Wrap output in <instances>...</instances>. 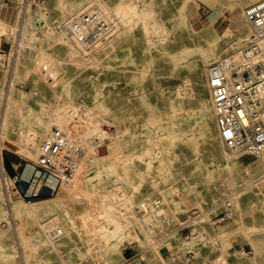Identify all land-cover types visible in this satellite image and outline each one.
<instances>
[{"label":"bare ground","instance_id":"6f19581e","mask_svg":"<svg viewBox=\"0 0 264 264\" xmlns=\"http://www.w3.org/2000/svg\"><path fill=\"white\" fill-rule=\"evenodd\" d=\"M105 1L104 8L100 6L88 7L86 4L79 6L61 23L59 32H46L41 37L42 42L47 44L46 48H37L29 44L30 46L17 49V43H15L14 58L12 64H9L7 68L3 64L6 54L8 57L9 53H0V72L3 67L5 72L0 78V153L4 145L2 142L8 137V132L12 128V118L14 114L18 113L27 118L35 117L38 121L46 118L45 132L47 133L43 135V138L54 127H57L62 129L69 139L82 145L85 154L88 149L93 148L97 151L100 148V157H107L103 166L92 176H88L85 170H81L84 159L81 160L71 180L67 184H62L57 196L53 198L55 204L51 203L52 200H40L34 203L31 208L27 206L29 209L22 210L18 209L14 203L9 204L8 207L2 205L0 218H6L12 211L13 217L16 219V231L13 232V240L8 243V245L13 244L12 246L0 245V264H56L58 260H63L65 263L69 248H76L80 254L78 261L74 264H139L140 259H147V264H190L188 262L190 258H187L188 256L185 258L183 246L177 245L175 240L179 235L177 231L181 227L188 223H191L190 225L198 223L197 217L179 226H177V219H174V224L170 225L156 226L153 224L154 217L168 216L171 210L167 206L156 207L152 201L166 183L177 189L176 178L180 175L186 176L193 182L205 183L211 190L208 198L213 203L227 196L223 201L221 200L222 208L224 201L230 200L232 203L233 213L227 221L222 222L228 223V226H215V220L211 222V218H208L209 221L202 222L200 234L195 233L192 236L193 240L205 236L217 239L230 238L236 231H247L250 228L249 217L257 219L261 213L264 214V193L262 192L264 159L262 158V163L256 169L245 165L240 154L225 143L215 114L213 126H208L200 134L194 133L184 139L185 142L193 145L195 151L208 152L214 167L200 169L198 163L187 159L186 163L176 168L166 164L165 156L169 153L177 156L172 146L182 143V141L180 142L176 137H168L166 134L149 138L150 149L145 153L137 154L135 158L109 157V145L97 148L98 133L92 124V119L101 110H104L103 107H107L102 103L91 104L88 101L78 103L81 111L87 114L86 119L80 115V121L84 120L88 127L82 143L73 138L72 109H69L71 102L66 94V84L73 79L75 74L97 68L117 51L119 40L115 38L122 30L124 33L121 39L129 40V29L126 30V27H131V25L138 27L142 37L151 46L159 44L165 46L170 41L177 40L175 37L176 28L178 24H182L188 33L190 43H186L181 49L182 53L174 55L171 61L174 67L178 65L179 60L188 61L189 71L176 86L174 93L177 100H170L167 111L157 108L150 111L138 110L140 114L149 112L145 116L157 124L166 120L168 115L191 108L188 104L194 99H197L199 103L209 101L211 98L207 78L209 64L212 61L225 58L233 60L243 58L244 49L251 42L253 33V25L247 18L245 9L260 0H200L210 7V11L206 21L201 22L199 28L194 24L195 20L199 21V18L194 15L193 9L189 10L187 7L190 0H184L185 7L181 12L180 21L174 25L163 21L160 16L163 10L160 2L164 0H124L126 2L124 6L133 15L128 25H122L117 20L115 21L117 9L120 6L115 8L111 2ZM35 2L41 4L43 1L40 3L35 0ZM231 6L243 10L242 23L236 28H232V24L239 14L233 10L230 11ZM24 7L28 9L24 21V31L26 32L31 25L33 13H37L40 9H34L32 0L28 2L25 0ZM52 7L65 9V11L70 8L67 3H64V0H45L42 11L47 10L46 12H48ZM90 9L102 12L116 25L108 41L95 49H88L77 38L67 33L62 26L71 16ZM220 19L227 21L223 28L217 27V22ZM19 24L18 20L13 24L0 20V32L6 34L8 38L12 37L14 43L16 34H10V32L14 31ZM203 32L208 33V38L205 39L206 46L201 45L197 39L202 36ZM194 47L201 50L196 56L188 58L187 55L193 53ZM262 58L264 59V52ZM151 59L153 60V55ZM30 62L39 65L41 71H48L51 65L61 69L62 73L66 69L71 70V76L62 75L60 78L62 87L54 98L44 104L40 110H36L29 103L30 93L19 89L16 84L18 78L26 73ZM73 70H75V74H73ZM125 72H130V69L126 68ZM142 72L143 69H134V74H142ZM195 75L202 76L207 96H200L195 91L197 88L194 83L196 80L193 78L196 77ZM149 77L155 82L156 89H158V79L154 67L146 74V78ZM143 105L146 106L144 103ZM136 110L137 104L129 98L120 104L115 110L116 114L112 121L114 135L117 127L127 129L126 125L136 114ZM78 113L80 112L78 111ZM46 114L49 116L47 115V117ZM21 140L18 152L27 157L38 158L40 142L43 140H40L39 134L29 128L21 133ZM2 168L5 167L2 165ZM192 171L197 173L193 174ZM45 181L46 185L55 186L56 184V179L53 177H49L47 180L42 177L41 182ZM146 183L150 190L143 194L141 188ZM1 188L0 195L2 194ZM194 195L199 200L205 199V196L200 193ZM201 206L203 205L201 204ZM219 207L214 205L208 208L204 217H210L212 213L217 214ZM140 218L142 221L139 220ZM259 224H264V218L263 221H258L257 225ZM145 226H148V230ZM231 241L233 246V240ZM128 243H137L140 247L134 258H126L124 255V249ZM163 247L169 249L170 256L168 258L161 252ZM228 247V245L223 248L219 247V253L213 264H217L218 261L230 264L224 252ZM20 249L21 258L19 256ZM240 252L244 254L243 249L235 250V253ZM200 255L197 252V257Z\"/></svg>","mask_w":264,"mask_h":264},{"label":"rangeland","instance_id":"374dc122","mask_svg":"<svg viewBox=\"0 0 264 264\" xmlns=\"http://www.w3.org/2000/svg\"><path fill=\"white\" fill-rule=\"evenodd\" d=\"M110 1L115 8L117 6L126 5L124 0ZM41 2L42 0L40 3ZM73 2L74 4L71 2L72 4L69 6L70 8L66 9V11L65 9L52 7L48 12H46L47 10L43 12L42 8L44 7V3H42V5L38 4L40 12L33 13L31 17L30 31L28 33L27 29L24 35H22L20 48L30 45H34L37 48H46L47 44L42 42L41 36L48 31L59 32L61 29V23L79 6L86 4L88 7L100 6L101 8H104V3H106L105 0H74ZM203 4L199 0H190L187 3L188 9H193L196 16L199 18L200 22L195 20L196 22L194 23L197 28L200 27L201 22L206 21L207 16L209 15L210 7L205 4L206 7ZM160 5L163 9L160 14L163 21L170 25H174V23L180 21L181 12L185 7L184 0H164L160 2ZM232 10L239 14L238 18L232 24V28H236V26L242 23L241 15L243 14V10L239 7L235 8L231 6L230 11ZM227 14L229 15V13ZM191 20L193 19L191 18ZM226 24L227 21L220 19L217 22V27L223 28ZM125 29H129V40L121 39L122 34L124 33L122 30L115 38L119 40L117 51L113 53L110 58L106 59L104 64L78 74H75V70H73V74L75 75L73 76V79L66 84V94L71 102L69 109L76 108L80 112V115L86 119L87 114L81 111L78 106L79 102L88 101L91 104L102 103L107 106L103 107L104 110H101L99 114L95 115L92 119V124L98 133V140V137L101 135V121L105 119L113 121L116 114L115 110L118 109L121 103L129 98L137 104L136 114L126 125L127 129L122 127L116 128V133L112 136L109 143V157H119L124 159L135 158L137 154L145 153L150 149L149 138H156L159 134H166L168 137H176L180 142L182 141V143H176L172 146V149L177 156L172 155L171 153L165 156V162L168 166H175L178 168L186 163L187 159H192L198 163L200 169H212L214 164L210 161L208 152L195 151L193 145L184 140L187 136L193 135L194 133L200 134L204 128L213 126V116L215 113L211 98L204 103H199L197 99H194L188 104L191 108L168 115L166 120L157 124H154L148 119V116H145V114L148 115L149 112L140 114L138 110L146 109L147 111H150L157 108L158 110L167 111L170 100H177L174 92L177 84L189 71L187 66L188 61L179 60L180 62L178 65L174 67L171 58L176 54L182 53L181 49H183L184 45L190 43V38L188 37L186 29L182 24H178L176 28L177 33L175 35L177 40L170 41L165 46L160 44L151 46L146 39L142 37L139 28L136 26L132 27L131 25V27L129 26ZM201 35L202 36H199L197 39L201 45L206 46L205 39L208 38V33L203 32ZM200 50V48L194 47L192 49L193 53H190L187 57L196 56ZM0 53L5 54V52L2 51H0ZM14 53L15 46L9 52V62L2 63L3 66H6L7 68L9 64H12ZM152 55L153 60L151 59ZM152 67H154L158 79V89H156L155 82L150 77L146 78V74ZM126 68L130 69V72L126 73ZM40 69L41 67L39 65L30 62L29 68L26 69V73L18 78L16 83L19 89L30 93L28 101L36 110L42 109L44 104L54 98L57 91L62 87V82L60 80L62 75L65 74L66 76H71L70 69H66L64 70V73H62L61 69L54 65H51L48 71L42 70V72ZM134 69H143V72L142 74H134ZM2 74L3 72H0V78ZM195 76L196 77H193L194 80H196L194 83L197 86L195 91H197L200 96H207L202 76ZM143 103L146 106H144ZM118 104L119 106H117ZM47 115L49 116V114H46V116ZM11 122L12 128L8 132V137L2 142L4 145L2 146L0 153V174H4L6 177V185L0 181V188L2 187L0 208L2 205L8 207L9 204L11 205L14 203L20 210L24 208L29 209L34 203L40 200H52L51 203L55 204L53 198L57 196L59 189H55L53 185L49 184L45 186V182H41L43 176L38 175L36 171L31 170L30 166L37 160V158L35 159L33 156L27 157L18 152L22 142L21 133L23 131H26L29 128L33 129V131L39 134L40 140L49 136L52 130L43 138V135L47 133L45 132L47 119L43 118L42 121H38L35 117L27 118L20 116V114L17 113L14 114ZM81 122L82 124L80 125H73L71 123V128L73 131V138L78 139L82 143L88 126H86L87 124L84 120H81ZM100 154V148L97 151L93 150V148L91 150L88 149L87 155L81 165L83 166L81 170H85L88 176H92L105 163L107 157H100ZM259 158H264V155ZM259 158L254 156H244L241 157V160L245 165H248L245 162L255 161ZM6 159L9 163L16 159L20 162V164L17 165V168H15L14 174L18 175L17 181H13L14 175H11L6 169ZM2 165L5 167L4 169L2 168ZM192 172L193 174L197 173L196 171ZM176 179V184L178 185L177 189L172 188L169 183H166L161 187L160 191L156 194L155 199L152 201V204L156 207L167 206L171 210V213L168 216L154 217L153 224L156 226L170 225L174 224V219H177V226H179L197 217L198 223L194 224L195 226L188 223L181 227L179 231H177L179 232V235L175 240L177 245L183 246L185 258L188 256L187 253L189 251L193 253V259L188 262L190 264L193 262L195 264H213L220 248H223L226 245L229 246L225 252L228 256L229 250L232 247V241L229 242V238L217 239L205 236L197 240L192 239V236L195 233L200 234L199 231L202 222L209 221L208 218H211V222H214L215 220L213 217L216 213L210 214V217H204L205 211L214 205L217 206V208L220 206L218 212L221 211L222 201L227 196H224L221 199L222 201L217 200L213 203L208 198L211 190L207 188L205 183L190 181L183 175L178 176ZM8 183L12 185H9ZM6 186L7 188H5ZM16 187L24 189L29 187L31 190L38 191L39 195L36 196L35 199L27 201L20 197L17 192L14 194L13 191ZM7 189L9 191L8 194ZM149 190L150 187L147 183L141 188L143 194H146ZM194 192L196 194L200 193L204 195L205 199H197ZM201 204L203 206H201ZM10 214H8L6 218H0V245L5 247L13 245H8V243L13 240V232L16 231V219L13 217L14 214L12 211ZM139 220L142 221L141 218ZM215 226L226 227L228 224H215ZM145 228L148 230V226H145ZM252 235H254L258 242L264 246V224L248 228L247 232L242 235L243 237H246L250 243V245L248 244V246H246V253L250 256L254 255V253H249V251L254 252V249L251 246ZM69 249L67 250L68 256L65 259V263L63 260H58L56 264H74L78 261L80 255L79 251L76 248ZM139 250L140 247L137 243H128L124 249V255L126 258H134L137 256ZM161 250L166 258L170 256L167 247H163ZM197 252L201 254L198 257ZM19 256L20 258L22 256L21 249L19 251ZM138 263L145 264L148 263V260L140 259ZM219 264L224 263L221 262Z\"/></svg>","mask_w":264,"mask_h":264},{"label":"built area","instance_id":"2783aa9c","mask_svg":"<svg viewBox=\"0 0 264 264\" xmlns=\"http://www.w3.org/2000/svg\"><path fill=\"white\" fill-rule=\"evenodd\" d=\"M116 14L115 21L122 25H128L133 18L124 5L117 9ZM245 14L253 25V33L251 42L244 49L243 58L212 61L208 66L207 78L215 116L225 143L240 157L259 158L264 154V0L247 6ZM62 26L88 49H95L108 41L116 25L102 12L90 9L71 16ZM4 62L8 63L7 54ZM71 118L73 125L82 124L76 108L72 109ZM100 132L97 148L109 145L114 135L112 121L102 120ZM86 155L82 145L69 139L62 129L54 127L49 136L40 142L39 156L30 167L46 180L55 178L54 188L59 189L71 180ZM5 180L4 174H0V181L6 185ZM17 180L16 174L13 181ZM13 192L27 201L39 195L38 191L29 187H16ZM232 213L231 201H224L215 222L227 221ZM187 254L190 257L193 253L189 251Z\"/></svg>","mask_w":264,"mask_h":264},{"label":"crops","instance_id":"0c3cea01","mask_svg":"<svg viewBox=\"0 0 264 264\" xmlns=\"http://www.w3.org/2000/svg\"><path fill=\"white\" fill-rule=\"evenodd\" d=\"M24 1L25 0H0V20L4 21L5 23L8 22L11 24H13L17 20H18V22H20V24L18 26H16V29L14 31L10 32V34H12V33L16 34V38L14 40V43H13L12 37L8 38L6 34L0 32V34H1L0 35V51H2V52L9 53L13 49L15 43H17V49H18V47H20V42H22L21 38L25 32L24 31V21L26 19V14H27V10H28V9H26V7H24ZM28 1L29 0H27V2ZM38 1H41V0H38ZM42 1H43L42 3L45 2V0H42ZM73 1L74 0H64V3H68V6H70V4H72V3L74 4ZM107 1L111 2L110 0H107ZM35 4H37V5H35ZM203 5L206 6L205 4H203ZM33 6H34L35 10L39 9L38 8L39 5H38V3L35 2V0L33 1ZM23 7H24V9H23ZM38 12H40V11H38ZM194 15H196L195 12H194ZM198 22H200V21H198ZM35 23L37 24L36 21H35ZM29 31H30V27L28 28V33H29ZM41 37H43V35ZM2 72H3V74L5 73L4 68L2 69ZM245 163L250 165L252 168L256 169L262 163V159L259 158L258 160L251 161V162H245ZM10 164L12 165V167L15 170V168H17V165H19L20 162H18L16 159L14 161H10ZM262 190H263L262 192L264 193V187L262 188ZM260 209H262V208H260ZM217 214H215V215H217ZM263 216H264V214L261 213V215L258 216L257 219H254L253 217H249L248 222L250 224V228L262 225V224L257 225V223H258V221H263V218H264ZM219 224L223 225V224H228V223H219ZM246 232L247 231L239 230V231H236L232 236H230L229 242L231 240H233V242L234 241L235 242H234V245L230 248L228 256L226 255L228 263H230V264H264V246L261 245L260 242H258L257 238L254 237V235H252V238H251V246L254 249V252H251V253H254V255L250 256L248 253H246L247 252L246 246H248V244L250 245L248 239L246 237L242 236ZM237 249L238 250L243 249L244 254L241 252L235 253V250H237ZM161 252H162V250H161ZM224 252H226V250ZM193 257H194V255L187 257V258H190L192 260ZM219 263H221V261L217 262V264H219Z\"/></svg>","mask_w":264,"mask_h":264},{"label":"trees","instance_id":"16d2710c","mask_svg":"<svg viewBox=\"0 0 264 264\" xmlns=\"http://www.w3.org/2000/svg\"><path fill=\"white\" fill-rule=\"evenodd\" d=\"M5 165H6V169L8 170V172L11 174V175H14L15 174V170L14 168L12 167V165L7 161H5Z\"/></svg>","mask_w":264,"mask_h":264}]
</instances>
